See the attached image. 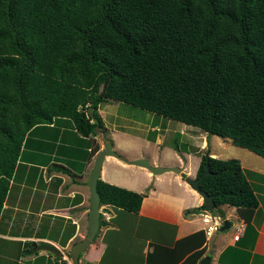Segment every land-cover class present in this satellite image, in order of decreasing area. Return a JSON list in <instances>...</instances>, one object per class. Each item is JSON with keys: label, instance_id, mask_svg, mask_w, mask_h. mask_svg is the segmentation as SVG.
Instances as JSON below:
<instances>
[{"label": "trees", "instance_id": "trees-1", "mask_svg": "<svg viewBox=\"0 0 264 264\" xmlns=\"http://www.w3.org/2000/svg\"><path fill=\"white\" fill-rule=\"evenodd\" d=\"M108 100L264 158V0H0V211L28 132L67 117L95 135L107 129L98 107ZM98 147L94 138L90 154ZM199 176L211 211L232 205L251 227L258 197L239 158L202 153ZM97 189L100 203L133 212L144 196L102 178ZM193 234L195 249L205 233Z\"/></svg>", "mask_w": 264, "mask_h": 264}, {"label": "crops", "instance_id": "crops-1", "mask_svg": "<svg viewBox=\"0 0 264 264\" xmlns=\"http://www.w3.org/2000/svg\"><path fill=\"white\" fill-rule=\"evenodd\" d=\"M98 111L101 114L99 107ZM159 127L151 126L157 131L153 141L145 139L162 144L165 135ZM113 133L111 129L82 135L67 117H57L28 132L0 211V264H73L69 250L87 232V180L103 142L110 141L113 149L128 159L146 157L154 165L181 166L176 155L162 160L144 147L130 153L115 143ZM94 138L99 147L91 155ZM199 161L195 158L193 169L188 163L180 168L195 177ZM112 167L120 172L111 171ZM100 178L144 196L137 212L100 203L105 212L100 214L98 231L77 264H191L189 255L199 248L204 251L196 264L204 255L210 256V264H264V194H257L251 227H246L234 206L222 204L230 225L207 235L202 208L195 211L203 197L179 172L152 173L145 166L107 154ZM225 207L233 211L227 213ZM199 230L204 231L205 239L192 249V242L202 237L193 234ZM187 236L190 240H183Z\"/></svg>", "mask_w": 264, "mask_h": 264}, {"label": "rangeland", "instance_id": "rangeland-1", "mask_svg": "<svg viewBox=\"0 0 264 264\" xmlns=\"http://www.w3.org/2000/svg\"><path fill=\"white\" fill-rule=\"evenodd\" d=\"M99 108L108 128L105 132L113 129L115 143L130 153L136 148L144 147L150 153L155 151L157 155L162 156L160 157L162 160H171L173 155H176L181 160L179 167L188 163L192 169L196 166L195 158L200 160L202 153L211 154L214 151L216 153L214 156L237 157L243 162L244 171L251 179L256 194H264L262 190L264 158L245 147L233 144L229 138H222L216 134L207 135L206 131L198 127L183 124L181 121L125 102L103 101ZM154 124H159L160 131L165 135L162 144L156 145L150 142L157 133L151 128ZM105 135L107 136V133ZM111 171L120 172L116 167H112ZM226 211L228 213L233 209L227 208Z\"/></svg>", "mask_w": 264, "mask_h": 264}, {"label": "water", "instance_id": "water-1", "mask_svg": "<svg viewBox=\"0 0 264 264\" xmlns=\"http://www.w3.org/2000/svg\"><path fill=\"white\" fill-rule=\"evenodd\" d=\"M93 107H89V113L92 114ZM111 154L115 155L124 161H127L129 163H134L138 165L145 166L148 168L152 173H160L165 170H173L175 172H179L181 175H184V179L193 187L195 188L203 197V206L205 209L211 210L215 207V201L213 199V195L206 192L205 190L201 189L199 186L200 177H192L188 174L185 175V172L179 167V166H164V165H154L152 164L148 158L146 157H138V158H125L121 156L117 151H115L112 147V144L110 141L103 142V146L98 150L93 166L91 170L89 171V176L87 180V185L89 187L90 191V203H89V209H88V228L85 236H83L81 239L77 240L73 243L69 250L70 258L73 262V264H77L79 260V256L81 252H83L89 243L94 238L95 234L98 231L99 224H100V194L97 189V181L101 176V167L102 162L105 157V155ZM206 157L209 156L208 152H206ZM209 171L208 164H206V168L203 172V174L207 173ZM230 221L226 218L224 219V222L221 226V229H226L229 227ZM52 251L58 252V254H61V251L51 249ZM210 256L204 255L200 258L199 264H210Z\"/></svg>", "mask_w": 264, "mask_h": 264}, {"label": "built area", "instance_id": "built-area-1", "mask_svg": "<svg viewBox=\"0 0 264 264\" xmlns=\"http://www.w3.org/2000/svg\"><path fill=\"white\" fill-rule=\"evenodd\" d=\"M211 210L202 208L200 213L202 214L204 220L207 222L205 232L207 235L211 234L215 230H219L224 222L225 217L219 213H212ZM104 210L100 209V214H104ZM238 236V234H236Z\"/></svg>", "mask_w": 264, "mask_h": 264}, {"label": "clouds", "instance_id": "clouds-1", "mask_svg": "<svg viewBox=\"0 0 264 264\" xmlns=\"http://www.w3.org/2000/svg\"><path fill=\"white\" fill-rule=\"evenodd\" d=\"M204 208V207H203Z\"/></svg>", "mask_w": 264, "mask_h": 264}]
</instances>
